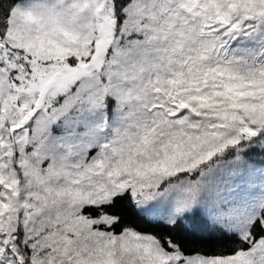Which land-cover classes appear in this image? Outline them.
<instances>
[{"label":"snow or ice","instance_id":"1","mask_svg":"<svg viewBox=\"0 0 264 264\" xmlns=\"http://www.w3.org/2000/svg\"><path fill=\"white\" fill-rule=\"evenodd\" d=\"M0 264H264V0H0Z\"/></svg>","mask_w":264,"mask_h":264}]
</instances>
